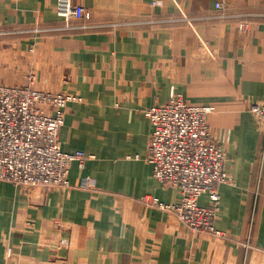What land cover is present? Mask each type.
Listing matches in <instances>:
<instances>
[{"label":"crops","instance_id":"0c3cea01","mask_svg":"<svg viewBox=\"0 0 264 264\" xmlns=\"http://www.w3.org/2000/svg\"><path fill=\"white\" fill-rule=\"evenodd\" d=\"M74 2L91 18L65 20L58 0H0V84L34 76L39 90L81 97L60 142L94 155L72 161L68 189L0 179V264H264V135L249 110L264 100V0ZM177 94L215 107L225 235L145 202L181 198L153 174L144 112Z\"/></svg>","mask_w":264,"mask_h":264},{"label":"built area","instance_id":"2783aa9c","mask_svg":"<svg viewBox=\"0 0 264 264\" xmlns=\"http://www.w3.org/2000/svg\"><path fill=\"white\" fill-rule=\"evenodd\" d=\"M57 12L67 21L91 18L90 10L74 0H58ZM33 84L34 76L27 85L0 84V179L19 186L68 189L72 161L82 163L94 156L66 152L60 142L67 104L82 98L39 90ZM214 110L211 105L191 104L180 94L145 109L153 127L147 155L153 174L181 191L174 203L151 196L145 202L175 212L193 231L225 235L215 226L221 202L217 185L228 181L229 175L225 151L207 122ZM249 110L264 135V100L251 102ZM204 193L210 197L208 206L199 202Z\"/></svg>","mask_w":264,"mask_h":264}]
</instances>
